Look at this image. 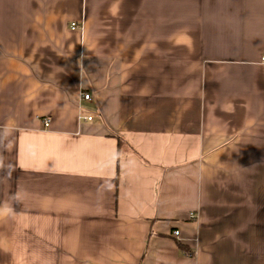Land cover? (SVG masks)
I'll list each match as a JSON object with an SVG mask.
<instances>
[{
	"label": "crops",
	"instance_id": "crops-1",
	"mask_svg": "<svg viewBox=\"0 0 264 264\" xmlns=\"http://www.w3.org/2000/svg\"><path fill=\"white\" fill-rule=\"evenodd\" d=\"M263 56L264 0H0V264H264Z\"/></svg>",
	"mask_w": 264,
	"mask_h": 264
},
{
	"label": "built area",
	"instance_id": "built-area-1",
	"mask_svg": "<svg viewBox=\"0 0 264 264\" xmlns=\"http://www.w3.org/2000/svg\"><path fill=\"white\" fill-rule=\"evenodd\" d=\"M76 27H78V24L76 22H73L72 23V28H76ZM263 59H264V56H263ZM82 96H83L84 99L91 100L90 93L84 92L82 94ZM84 119H86V120H92L93 119V116L92 115H87V116H84ZM44 124H45V126H48L50 124V119H45L44 120ZM174 234L175 235H179V230H175L174 231Z\"/></svg>",
	"mask_w": 264,
	"mask_h": 264
}]
</instances>
